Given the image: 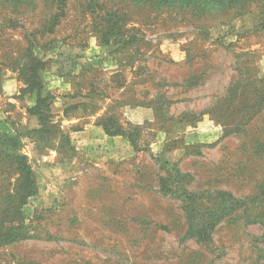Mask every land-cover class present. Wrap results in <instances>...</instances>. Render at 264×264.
Returning a JSON list of instances; mask_svg holds the SVG:
<instances>
[{"label":"rangeland","instance_id":"374dc122","mask_svg":"<svg viewBox=\"0 0 264 264\" xmlns=\"http://www.w3.org/2000/svg\"><path fill=\"white\" fill-rule=\"evenodd\" d=\"M0 133V264H264V0H0Z\"/></svg>","mask_w":264,"mask_h":264},{"label":"trees","instance_id":"16d2710c","mask_svg":"<svg viewBox=\"0 0 264 264\" xmlns=\"http://www.w3.org/2000/svg\"><path fill=\"white\" fill-rule=\"evenodd\" d=\"M40 98H37V101H36V108L38 106V104L40 103ZM39 116H41L39 113H37ZM111 121H109L108 124H106V122H101V121H98V123L100 125L103 126V130L105 131V133L107 135H110V136H115V135H119V136H127L128 140H129V133L127 132V134L125 135V131L123 130H118V129H112L111 128ZM44 123L41 124V128L36 130V132L40 133L42 132L44 129ZM14 140H17V137L16 136H12V135H8V134H5V133H0V149H5L6 153H9L10 149L12 147H14L15 145V142H12L11 144H7L9 143V141H14ZM66 145H67V149L68 150H71L73 149V146L72 144L69 143V141H66ZM131 146H133V148H135V144H133L131 142ZM17 158H19L20 160V172H21V176H22V180L24 181V184L28 186V189H29V192L33 191L34 189V179H33V174L31 172V169L29 168V166L27 164H25V161H24V156L22 155H18L16 154L15 155ZM159 188L160 190L162 191H165V192H168L172 189H176L177 186L176 185H171L169 182H167V178L165 179V183H161L159 184ZM183 193H186L185 191H183ZM187 196H189V194H187Z\"/></svg>","mask_w":264,"mask_h":264},{"label":"crops","instance_id":"0c3cea01","mask_svg":"<svg viewBox=\"0 0 264 264\" xmlns=\"http://www.w3.org/2000/svg\"><path fill=\"white\" fill-rule=\"evenodd\" d=\"M142 110L143 111L141 112L144 113L143 119H150L152 116L151 110L149 109H142ZM131 113H132L131 116L125 119L138 121L136 119L137 117L136 114H138V112H131ZM97 118H98L97 116H94L92 119H90L84 124L83 130L80 131L79 134V136H84L80 140V142H78L80 145L84 146V145H88V143H96V141L99 140L106 141L107 143H114L117 142L119 138L120 139L123 138V136H119V135H115V136L107 135L103 130V126L96 122Z\"/></svg>","mask_w":264,"mask_h":264}]
</instances>
